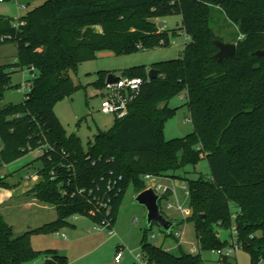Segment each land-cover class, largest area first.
I'll list each match as a JSON object with an SVG mask.
<instances>
[{"label": "trees", "instance_id": "obj_1", "mask_svg": "<svg viewBox=\"0 0 264 264\" xmlns=\"http://www.w3.org/2000/svg\"><path fill=\"white\" fill-rule=\"evenodd\" d=\"M215 10L239 32L236 56L220 62L214 57L215 40H223L214 31ZM174 13L190 37L184 56L151 66L160 70L155 79L144 65L127 68L123 76L143 79L140 90L127 114L98 130L85 148L55 111L56 102L80 89L69 71L99 52L126 55L169 45L180 31L160 30L157 21ZM7 43L17 46L18 61L0 65V100L13 87L14 66L33 78L23 101L0 106V167L46 145L38 156L41 179L28 193L54 204L58 216L14 236L0 214V264L39 257L43 264H68L56 249L35 250L31 236L74 226L76 215L113 225L130 183L138 194L147 188L146 173L177 178L178 170L202 159L209 161L210 176L187 179V222L200 250L225 248L230 240L216 231H231L236 223V239L251 264L264 262V56L253 54L264 50V0H45L16 23L0 15V46ZM108 75L102 73L97 86L106 87ZM183 91L194 131L167 139L163 127L178 108L170 101ZM141 249L151 264H204L200 251L181 245L173 253L144 237Z\"/></svg>", "mask_w": 264, "mask_h": 264}, {"label": "rangeland", "instance_id": "obj_2", "mask_svg": "<svg viewBox=\"0 0 264 264\" xmlns=\"http://www.w3.org/2000/svg\"><path fill=\"white\" fill-rule=\"evenodd\" d=\"M45 0H0V15L10 18L15 23L20 18L26 16L31 9L43 4ZM214 31L225 42L236 43L238 38V29L233 25L222 11L215 10L214 13ZM167 29L170 33L177 29L180 33L171 37L170 44L167 46H157L150 50H142L137 53L126 55H115L113 52L104 51L95 60L80 62L75 70H70L75 84L81 85L80 89L71 97L56 102L55 111L61 119L66 132L74 133L82 138L83 146L86 148L89 141L94 140L98 130L110 129L116 120V115L105 114L102 112V96L106 93V87L97 86V81L102 73L121 77L130 67H139L144 65L148 72L154 64L159 61L172 60L173 58H182L185 54V47L190 39L186 36L182 27V17L179 13H174L164 19ZM102 31V27H95ZM242 37V35H240ZM17 46L14 43L2 44L0 46V65L15 64L17 58ZM12 73V86L8 88L0 100V106L7 103L18 104L25 98L29 91L26 84L33 78L32 73L27 68L14 66ZM12 70V69H10ZM19 85L15 88V85ZM185 91L175 95L170 101V106L178 107L175 116L170 118L164 125L163 131L167 139L183 137L190 134L194 128L192 115L187 105ZM41 152L30 151L20 159L4 163L0 167V214L3 215L13 230V235L18 236L30 229L51 222L57 218L55 205L46 201H41L34 194H29L30 188L22 186V182L27 181L26 175L38 174L42 166V161L38 159ZM211 173L209 161L202 159L196 165H188L184 169L177 171V178L163 176L159 181L173 185L180 195L182 202L188 206L189 199L184 190L179 187L186 184L187 179L203 176L208 178ZM39 175V174H38ZM41 177V175H39ZM38 179V178H37ZM148 186V182L146 181ZM121 204L118 208V214L113 223V232L110 229L102 227L94 222L89 216L77 215L70 218L75 226L65 227L60 231L53 233H38L31 236V245L35 250H58L65 255L68 264H116L115 255L118 250L122 251L123 262L121 264H137L136 253L142 251V240L153 242L162 246L166 250L178 253V246L191 252L196 245L197 251L201 252L204 258V264H223L220 262V256L215 250H200L199 241L196 238L194 225L187 222V217L191 214H174L176 210L166 209L167 199L162 198L160 207L164 214L172 219L174 226L169 233L157 223H148V210L140 204L136 197L132 183L127 187L123 194ZM171 201H174L172 199ZM76 217V218H75ZM187 229V230H186ZM185 232L183 239L176 234L180 231ZM223 240H232L230 230L219 229L216 231ZM64 234L67 236L65 238ZM155 234L156 238H152ZM96 246H99L95 250ZM120 248V249H119ZM84 254L83 257H78ZM195 254V253H194ZM44 258L39 257L26 264H43ZM226 264H251V255L242 247L237 250L232 257H229ZM260 264H264L262 261Z\"/></svg>", "mask_w": 264, "mask_h": 264}, {"label": "built area", "instance_id": "obj_3", "mask_svg": "<svg viewBox=\"0 0 264 264\" xmlns=\"http://www.w3.org/2000/svg\"><path fill=\"white\" fill-rule=\"evenodd\" d=\"M142 83H143V79L141 77H130V76L127 77L121 76L115 82H111V83L106 82L105 85L106 93L102 97V108H101L102 112L105 114L114 113L118 117L126 115L128 112L129 104L132 102L131 100L133 99L135 93H137L140 90ZM26 87L29 89L30 84L29 83L26 84ZM47 149L48 148L46 145H42L36 147L34 150L31 151L37 150L38 152H41L42 155L43 153L46 152ZM38 174L40 175L39 171ZM38 174L26 175V180L33 182L36 178L39 177ZM52 174H54V171H52ZM163 176H167V175L157 176L151 173H146V175L143 176V179H145V181L148 182L147 188H153L156 194H159L161 198L160 202L162 198L167 199L166 209L176 210L184 215L189 214L190 212L189 207L182 202L181 197L179 196V194H177L175 187L168 183H164L163 181L162 182L159 181V178ZM179 187L184 190L186 197H188L189 199L190 193L188 191L187 183L181 184L179 185ZM172 199H174V201H171ZM103 204L104 203H102L101 205ZM162 212L164 213L163 210ZM234 217H236V214L234 215ZM97 224L99 225V227L101 225L102 227L109 228L110 234L115 235L112 230L113 229L112 224L109 220L104 219ZM231 233H232V240H230V243L223 249H215L217 255L220 256V262H223V264H226L225 263L226 260L229 259V257H232L237 250L242 248L241 243H239L238 239H236L238 233L236 223H234L231 229ZM184 234L185 232L180 230L176 235L180 236L181 238L180 241H181L183 239ZM152 238H156V235L153 234ZM195 252H197L196 245L191 249V253L194 254ZM115 258L116 261H120L122 259L121 250L117 251ZM135 258L137 260V264H151L150 258L147 256V254L144 251H140L136 253Z\"/></svg>", "mask_w": 264, "mask_h": 264}, {"label": "water", "instance_id": "obj_4", "mask_svg": "<svg viewBox=\"0 0 264 264\" xmlns=\"http://www.w3.org/2000/svg\"><path fill=\"white\" fill-rule=\"evenodd\" d=\"M158 28L160 30L164 29L167 25V22L164 20H158ZM215 44L218 47V53L214 56L219 62L228 57H235L237 54L236 48L237 43H228L223 40H215ZM254 55L264 56V50H257L253 52ZM160 73L159 69L150 68L148 72L149 79H155L158 77ZM120 77L111 73L108 75L106 82L111 83L115 82ZM137 201L144 205L148 210V223H157L159 226L164 228L169 233L171 232L172 227L174 226V222L169 219L160 208V196L156 194L153 188H146V190L137 194Z\"/></svg>", "mask_w": 264, "mask_h": 264}, {"label": "crops", "instance_id": "obj_5", "mask_svg": "<svg viewBox=\"0 0 264 264\" xmlns=\"http://www.w3.org/2000/svg\"><path fill=\"white\" fill-rule=\"evenodd\" d=\"M17 52H18V49H17ZM102 52H99L98 53V55H100ZM103 93L101 94V96L103 97ZM57 114V113H56ZM58 116V115H57ZM41 179V177H38V179L36 178L33 182H31V181H24V182H22L23 184H22V186H25L26 188H30L32 185H34L38 180H40ZM180 196V195H179ZM179 213V211H176V212H171V216L172 215H174V214H178ZM172 220V219H171ZM74 226H75V224H74ZM187 230V229H186ZM184 232H186V234H187V231H185L184 230ZM64 236H65V238H67V236L64 234ZM155 244V243H154ZM157 245V244H156ZM181 245H184L183 243H181ZM99 246H96L95 248H93V250H95L96 248H98ZM178 249H179V246H178ZM58 251V250H57ZM168 251H170V250H168ZM84 256V254H82V255H80V256H78V257H83ZM116 256V255H115ZM123 257V256H122ZM115 262H116V264H121L122 262H123V258L120 260V261H116L115 260Z\"/></svg>", "mask_w": 264, "mask_h": 264}]
</instances>
